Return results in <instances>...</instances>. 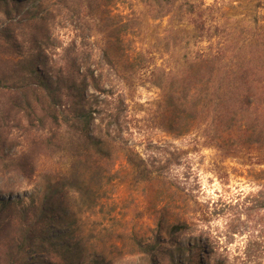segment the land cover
Listing matches in <instances>:
<instances>
[{
  "label": "rangeland",
  "instance_id": "374dc122",
  "mask_svg": "<svg viewBox=\"0 0 264 264\" xmlns=\"http://www.w3.org/2000/svg\"><path fill=\"white\" fill-rule=\"evenodd\" d=\"M33 1L0 3V29L5 30L0 36L3 66L13 60L11 43L22 44L27 52L39 46L36 40L40 38L53 76L60 69L71 73L81 61L100 60L108 37L99 31V12L92 15L86 9L87 0H71L65 5L51 0L41 9L32 7ZM182 1L202 7L208 25L220 27L219 37L213 40L224 42L228 58L238 62L241 56L263 52L264 0ZM188 9L184 5L167 17L154 19L156 13L138 0H114L110 7L117 21L134 13L142 21L116 52L119 68L112 71L102 65V74L105 86L116 94L114 98L122 94L126 101L124 126L128 131L123 133L124 139L154 166L156 178L134 182L130 166L118 157L108 166L114 170L115 181L95 186V202L90 206L81 205L75 196V215L69 223L64 217L63 194L55 192V205L45 226L52 245L31 243L23 249L19 220L13 217L14 227L8 231L0 222V264H88L97 258L106 264H173L179 256L189 264L195 252L199 264H264V227L255 229L257 222L264 221V211L252 212L251 218L246 213L247 199L264 185V150L244 142L235 153L220 151L207 145L202 129L175 135L161 126L167 111L161 90L149 81L152 70L161 65L168 70L182 69L186 59L208 46L182 17ZM36 13L37 18H46L40 33L33 21L24 20ZM20 19L23 23H16ZM211 31L212 35L216 32ZM8 34L11 40H7ZM4 91L0 85V123L4 122L0 128V191L12 192V198H23L28 205L31 197L42 196V174L66 170L71 161L64 153L42 155L35 146L38 129L28 127L27 122L12 130L9 118L3 121L9 107ZM23 161L41 176L29 180L22 175L18 168ZM175 226L184 232L177 233ZM157 240L162 247L156 253L148 252L146 247ZM63 243L71 251L61 250ZM191 245L194 251H183ZM203 248L208 253L202 254Z\"/></svg>",
  "mask_w": 264,
  "mask_h": 264
},
{
  "label": "trees",
  "instance_id": "16d2710c",
  "mask_svg": "<svg viewBox=\"0 0 264 264\" xmlns=\"http://www.w3.org/2000/svg\"><path fill=\"white\" fill-rule=\"evenodd\" d=\"M5 1L0 0V3ZM41 1L34 0L32 7L41 9L44 3L47 5L51 0ZM58 1L60 5H65L71 0ZM113 1L87 0L85 6L92 15L99 12V31L108 37L100 50L99 61L84 60L71 73L67 69H60L59 75L53 76L49 60L43 55L41 38L36 40L39 46L27 52H24L22 44L11 43L9 54L13 60L10 65L3 66L0 60V85L5 89L3 93L9 97V107L5 109L3 121L9 118L12 130L18 128L22 121L27 122L28 127L38 129L35 146L42 151V155L64 153L71 161L66 170L42 174L45 183L39 186L42 196L40 199L31 197L28 205H24L26 201L23 198H12V192L0 191L1 196L5 197L0 196L2 228L5 231L13 229L12 218L16 217L23 234V249L31 243L37 247L42 242L52 245L45 226L52 215L50 209L55 205V192L63 194L64 217L69 223L75 215V196L81 199V205L90 206L95 202L92 195L94 187L115 181L114 170L108 166L118 157L124 158L130 166L134 182L156 178L152 169L154 166L148 165L136 148L123 137V133L128 131L124 126L126 101L122 94L115 99L112 88L108 89L104 84L102 65H107L112 71L117 70L121 62L116 52L122 50L124 37L134 32L135 26L142 25L136 13L125 17L123 21L112 17L110 7ZM138 1L141 6L156 13L154 19L167 17L175 9L188 5L189 9L183 12L182 17L190 21L200 39L208 42V46L202 47L198 54L186 59L182 69L168 70L161 65L152 70L149 81L161 90L167 111L161 121L162 128L175 135L202 129L207 137V145L220 151L227 149L235 153L244 142L249 143L247 146L255 145L264 150V50L253 57L241 56L235 62L226 56L224 42L213 40L216 35L219 37L220 27L208 25L202 7L182 0ZM13 10L17 11L15 8ZM37 14L24 20L28 23L33 21L36 31L40 33L45 27L46 18H37ZM24 20H17L16 23L21 24ZM212 29L216 31L213 35ZM4 33L5 30L0 29V36ZM7 40H11L10 34ZM2 125L4 122L0 123V128ZM210 132L214 136H208ZM27 158L25 156L23 159ZM25 164L28 162L23 161L18 170L27 179L34 180L41 176ZM261 174L264 175V169ZM246 204V213L250 218L252 212L264 211V185L257 194L247 199ZM256 227L263 228L264 221L261 219ZM173 229L177 233L184 232V228L178 226ZM159 247H162L161 242L157 240L146 248L148 252L156 253ZM60 248L65 252L71 251L67 243H63ZM194 250V245L183 249L187 252ZM200 251L202 254L208 253L205 248ZM177 252L182 250L177 249ZM195 255L198 252L191 253L189 264H199L196 263ZM181 258L179 256L173 264H184ZM88 264L106 263L104 259L97 258Z\"/></svg>",
  "mask_w": 264,
  "mask_h": 264
}]
</instances>
